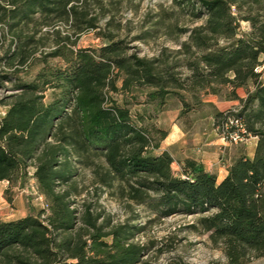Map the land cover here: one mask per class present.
I'll return each instance as SVG.
<instances>
[{"label": "trees", "instance_id": "1", "mask_svg": "<svg viewBox=\"0 0 264 264\" xmlns=\"http://www.w3.org/2000/svg\"><path fill=\"white\" fill-rule=\"evenodd\" d=\"M86 1H0V23L19 40L0 60L8 67L28 62L32 38H23L22 32L36 14L71 22L80 32L98 28L108 10L100 5L101 12L90 15ZM175 2L193 19L204 20L192 28L164 22L168 33L188 34L177 50L163 47L152 57L129 54L113 32H99L108 40L99 48L58 43L49 56L63 64H45L30 81L0 74L14 79L16 87L8 102L0 100L7 106L0 116V182L25 183L32 165L46 200L38 211L29 208L24 217L0 221V264L140 261L146 249L132 241L140 230L136 225L106 230L91 205L78 215L72 200L78 193L73 159L91 168L99 185L116 188L121 197L159 217L198 215L193 227L209 233L229 264L264 255V80L259 70L264 0ZM242 21L249 23L248 30ZM238 88L246 90V97ZM135 89H149L144 100L132 94ZM49 90L51 100L46 101ZM117 93L122 102L114 98ZM210 94L240 102L238 109L215 110L213 125L219 133L235 130L239 121L257 139L253 155L241 148L222 180L194 158H186L175 171L171 153L158 152L168 135L158 123L168 98L179 99V118L189 124V114ZM133 104L143 110L133 112Z\"/></svg>", "mask_w": 264, "mask_h": 264}, {"label": "rangeland", "instance_id": "2", "mask_svg": "<svg viewBox=\"0 0 264 264\" xmlns=\"http://www.w3.org/2000/svg\"><path fill=\"white\" fill-rule=\"evenodd\" d=\"M0 1L5 5L8 3V0ZM100 5L107 8V15L99 17L98 28L82 32L79 28L73 27L71 22L53 17L45 19L40 14H36L35 19L22 32L23 38H32L27 45L30 53L28 62L24 65L16 62L14 67H8L5 61L0 60V74L8 72L30 81L45 64L52 66L63 64L61 59L49 56L58 43L65 42L71 45L75 42V48H99L108 42L99 32H113L117 40H123L128 46L129 54L136 52L140 56H157L163 47L177 50L182 42L188 40L187 33L182 35H178V32L168 33L169 29L163 27L164 22L185 28H192L204 22L203 19H193L182 11V5L175 0L86 1V8L90 15L99 14ZM168 16L172 19L167 20ZM161 21L162 24L159 23ZM241 24L244 30L250 28L246 21H242ZM0 36V57H2L9 47L17 48L18 45L15 46V42L19 43V40L14 41V32L2 23H0ZM261 61L263 69L259 70L264 74V54L261 56ZM262 79L264 80L263 76ZM0 82V100L8 102L9 96L16 92L15 81L0 78ZM118 84L120 85L121 82ZM147 90L149 89H135L132 94L137 95L138 100L142 101L145 99ZM51 92V90L47 91L46 101L51 100ZM113 95L122 102L121 94ZM181 106L177 97L170 96L167 108L160 117L161 124L169 127L175 122ZM221 106L224 108V105ZM131 107L133 112L143 110V107L138 104H133ZM239 107V104H236L227 109ZM6 110L7 106L0 105V116H3ZM211 111L214 112L207 106L194 117L197 124L194 130H199L197 132L199 142L196 145L208 151L209 143L219 142L210 146L217 148L224 163L235 157L241 148L252 155L256 138H250L243 143L228 144L223 139V135L214 128L212 119L208 120ZM195 133L192 132V135L194 136ZM73 165L77 170L74 179L77 182L78 193L72 197V200L78 215L85 206L91 205L92 211L101 213L99 222L107 224L106 230L125 223L140 228L132 241L144 246L146 250L137 264H229L224 252L211 242L209 233L193 227L198 215L159 217L147 206L121 197L116 188L109 189L99 185L91 168L79 163L77 159H73ZM174 169L178 171L179 167L174 166ZM28 170L29 177L25 183L0 182V221L17 219L26 215L29 208L38 211L46 206L45 197L33 176L34 167L31 165ZM107 240L110 241L111 238ZM247 264H264V255L253 258Z\"/></svg>", "mask_w": 264, "mask_h": 264}, {"label": "crops", "instance_id": "3", "mask_svg": "<svg viewBox=\"0 0 264 264\" xmlns=\"http://www.w3.org/2000/svg\"><path fill=\"white\" fill-rule=\"evenodd\" d=\"M262 76L264 77V74ZM237 92L240 95V97H246L247 95L246 90L244 88H238ZM203 101L204 103L201 106H199L197 109H195L189 114L190 116L189 124L184 123L183 119L179 118V114H180L179 112V114L176 115L177 118L175 122H173L169 127L163 126L160 122V117L161 114H163L165 111H163L159 115L158 123L161 127H164L168 130V135L163 140L158 152H162L165 150L169 151L174 158L173 166L179 168H180V164L186 158L197 159L204 165V167L208 171L217 173L219 180H222L228 174V164L231 162L232 159L229 162L228 161L225 163L222 162L221 155L218 153L217 148L210 146V144L219 143V142L209 143L208 144L209 146H207L208 151H205V149L196 145L199 142V138L197 137L198 136L197 132H199V130L197 129L194 130L195 126L197 125L196 122L194 121L195 119L194 117L202 109L208 106L214 110V112L211 111V113L208 116V120L212 119V122L214 124L215 110L225 111L227 110L228 107H231L236 104L238 105L240 102L238 100H223L218 96L212 94L205 96ZM221 105H224V108H222ZM192 132L194 133L196 132L194 136L192 135ZM256 141H255V145H256ZM248 155L252 156L251 154Z\"/></svg>", "mask_w": 264, "mask_h": 264}, {"label": "built area", "instance_id": "4", "mask_svg": "<svg viewBox=\"0 0 264 264\" xmlns=\"http://www.w3.org/2000/svg\"><path fill=\"white\" fill-rule=\"evenodd\" d=\"M263 66H260L259 69H263ZM237 128L232 131H226L224 133H220L223 135V139L228 143V144H238V143H243L247 142L250 138H256L251 135H247V130L246 127L240 123L239 121H236ZM41 199L43 198L42 196L40 197Z\"/></svg>", "mask_w": 264, "mask_h": 264}]
</instances>
